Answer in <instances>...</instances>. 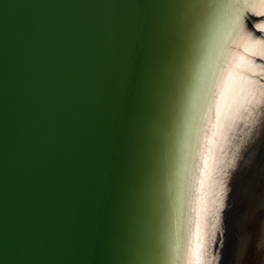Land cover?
Masks as SVG:
<instances>
[{"label": "water", "instance_id": "water-1", "mask_svg": "<svg viewBox=\"0 0 264 264\" xmlns=\"http://www.w3.org/2000/svg\"><path fill=\"white\" fill-rule=\"evenodd\" d=\"M142 3L0 0V264H119Z\"/></svg>", "mask_w": 264, "mask_h": 264}, {"label": "bare ground", "instance_id": "bare-ground-1", "mask_svg": "<svg viewBox=\"0 0 264 264\" xmlns=\"http://www.w3.org/2000/svg\"><path fill=\"white\" fill-rule=\"evenodd\" d=\"M142 6L146 31L118 200L119 264H237L252 204L242 193L264 148V0ZM250 9L257 18L239 30ZM255 187L264 194V175Z\"/></svg>", "mask_w": 264, "mask_h": 264}, {"label": "rangeland", "instance_id": "rangeland-1", "mask_svg": "<svg viewBox=\"0 0 264 264\" xmlns=\"http://www.w3.org/2000/svg\"><path fill=\"white\" fill-rule=\"evenodd\" d=\"M247 6L251 7L249 4H247ZM249 12L251 14L249 13L247 15V17L243 18L242 24L239 26V30H241L240 28H242L244 25H246L248 22L251 21L248 24V26H250L255 21V18H257V13L253 9H250ZM239 23H240V21H239ZM263 114H264V112H263ZM262 190L260 189L258 191L259 192L258 194H257V192L252 191V193L250 194L251 197L249 196V198L247 200L249 205L251 202H252V204L249 208V211L246 214L243 228L240 230L244 233L242 235L239 254L237 255V252H236V259H238L237 264H264V204H263L264 203V194L263 195L260 194L262 192ZM259 194H260V197H259ZM244 202H246V200H244ZM259 203H261L262 206ZM258 207H260V208H258ZM255 210H256V212H255ZM259 212H261V213H259ZM246 234H247V236H246ZM242 250H244V251H242ZM241 255H242V257H241Z\"/></svg>", "mask_w": 264, "mask_h": 264}, {"label": "snow or ice", "instance_id": "snow-or-ice-1", "mask_svg": "<svg viewBox=\"0 0 264 264\" xmlns=\"http://www.w3.org/2000/svg\"><path fill=\"white\" fill-rule=\"evenodd\" d=\"M260 43L264 44V41H260ZM245 51H247V49H245ZM250 55H251V53H250ZM259 58L264 60V56H260ZM251 63L255 64V61L253 60V61H251Z\"/></svg>", "mask_w": 264, "mask_h": 264}]
</instances>
